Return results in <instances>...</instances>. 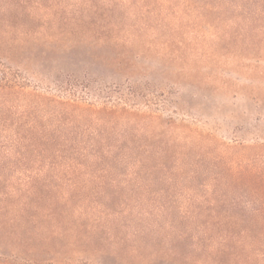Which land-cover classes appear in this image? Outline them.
<instances>
[{"label": "rangeland", "instance_id": "obj_1", "mask_svg": "<svg viewBox=\"0 0 264 264\" xmlns=\"http://www.w3.org/2000/svg\"><path fill=\"white\" fill-rule=\"evenodd\" d=\"M0 66V264H264V0H0Z\"/></svg>", "mask_w": 264, "mask_h": 264}, {"label": "trees", "instance_id": "obj_2", "mask_svg": "<svg viewBox=\"0 0 264 264\" xmlns=\"http://www.w3.org/2000/svg\"><path fill=\"white\" fill-rule=\"evenodd\" d=\"M11 76H12V77H11ZM13 80H15V79H14V75L9 74V72L7 71V69H6L5 67L0 66V87H2V84H3V85H6V87H7V86H8V87L16 86V85H17L16 82L11 83V82H13ZM135 96H136V95H135V93H134L133 91H131V92L129 93V96L123 97L122 95H119V97H116V99H113V100H110V99H109V98H110V95H107V97H105V98H107V100H105L104 102H105L106 104H109V103L114 102V101H117L119 104H120V102H121V103H123L125 106H123V108H122V109H119V110H122V111L125 112V113H132L131 111H128L127 109L130 108V103H129V100H131L130 97L134 98ZM128 105H129V107L126 108V106H128ZM112 107H114V105L106 106L105 109L108 110L109 108H112ZM111 111H113V109H111ZM32 122H33V121H32ZM20 138H21V137H20ZM43 138H46L47 141H50V140H51V137L48 136V135H43ZM240 173H241V171H237V172H236V175H239ZM250 183H251V182H250ZM251 184H252V183H251ZM262 187H263V185H261L260 187L256 188L255 190H257V191H258V190H261Z\"/></svg>", "mask_w": 264, "mask_h": 264}]
</instances>
